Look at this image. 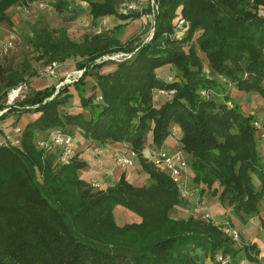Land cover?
I'll use <instances>...</instances> for the list:
<instances>
[{"label":"trees","instance_id":"trees-1","mask_svg":"<svg viewBox=\"0 0 264 264\" xmlns=\"http://www.w3.org/2000/svg\"><path fill=\"white\" fill-rule=\"evenodd\" d=\"M31 1L0 0V24L12 29L7 9ZM84 1L93 23L103 16L125 20L151 14L145 24L153 26V35L148 41L134 44L129 39L121 45L100 31L85 35L82 51L63 29L31 30L29 45L48 61L66 50L82 51L85 61L79 67L84 72L73 85L30 90L0 117L12 113L18 120L24 113L36 114L23 126L19 147L0 146V264H205L206 258L213 264L217 254L228 257L230 264H250L237 258L217 226L198 215L182 220L170 216L184 200L170 177L156 170L142 151L146 144L160 148L176 127L180 149L191 158L190 184L199 199L217 195L235 215L260 213L264 156L257 145L259 134L254 116L244 114L229 93L234 88L264 99V15L250 8L264 7V0H153L155 8L147 4L143 12L132 14L119 12L116 0ZM69 4L58 0L53 5L62 11L70 9ZM178 17L186 21V33L171 38ZM196 33L213 75L205 72L193 44L182 50ZM112 53L128 57L101 72L104 62L95 60ZM165 65L176 70L175 80L157 76L155 70ZM23 81L24 74L0 62V100ZM70 85L80 112L69 110ZM156 89L175 92L154 103ZM53 129L71 135L77 130L93 146L127 144L150 182L135 186L122 174L115 185L92 189L77 175L84 162L74 156L70 164L55 166L56 152L37 147L36 141ZM115 206L135 213L140 222L117 224ZM246 259L252 260L248 255Z\"/></svg>","mask_w":264,"mask_h":264},{"label":"rangeland","instance_id":"rangeland-1","mask_svg":"<svg viewBox=\"0 0 264 264\" xmlns=\"http://www.w3.org/2000/svg\"><path fill=\"white\" fill-rule=\"evenodd\" d=\"M54 2V1H52ZM252 0H251V4H252ZM44 3H46L47 5L45 7H38V3H34V4H30L28 5L27 3L24 4V6L20 8H18L17 10H15V12H17V15H15V13L10 14L11 16V20L13 22V28L12 29H8L6 27V25L4 23H2V27L6 30L4 31V33L6 34V41H9L11 43L10 47L7 49L6 52H1L0 54V62H2L3 64H7L10 63L12 65V67L14 69H16L19 73L21 72L22 74H24V81L25 83H23V85L26 86V89H24V93L22 94V99L23 100L25 98V96L29 93L30 90H32L33 88H31L30 83L35 80L36 82V87L38 89H42V87L44 86V82L45 79L50 78V85L55 86L56 84H58L62 78H63V73L64 72H70V71H75L78 70L80 67L79 65L85 61V57L84 54L82 53L83 51V43H84V37L85 35L88 34H92L95 33V30H97L98 28H100L101 32H105L104 35L109 37V38H114V41L117 42V44H121V45H125L128 43L129 39H131L134 44L140 42V41H148L149 39L152 38L153 35V26L149 24H145L146 19H151V14L148 15V17L146 16V14H142L140 17L138 18H134V19H130L127 18L125 20H120L115 16H103V18L101 19V21L97 23H93L91 20V16L87 10V6H86V2L84 0H70V4H69V8L70 9H64L62 11H58L57 9H55L54 7V3L52 4L51 2L47 3L44 1ZM133 4L135 7L133 9H129L128 5ZM147 4H151L154 8L155 5L153 3V0H116V9L123 13V14H132L133 12L137 11H144L145 7ZM250 4V3H249ZM247 4L248 7H250V5ZM251 9L255 10L258 8H263L264 7L262 5H254L252 7H250ZM178 12V10H177ZM177 21V19H176ZM176 21L173 20V23L176 24ZM125 25L122 28H117L116 26L118 24H124ZM187 25V23H186ZM46 27L49 30H53V31H57L58 29H63L64 32L66 33L67 37L71 40L74 41L76 43H80L81 47H82V51L81 52H76V51H63L62 54L63 56H55L52 58V60L50 61H56L59 64V67L57 69V73L55 77L52 76H42L41 75V71L43 69V67L50 61H48V59L42 54L41 50H36V49H32V47L29 45V41L28 38L31 34V30H33L35 27ZM187 27L185 26L184 29L179 30L176 27L173 30L172 35L170 36L171 38H181L185 35V31H186ZM100 32V33H101ZM57 34H55L56 37ZM197 33L195 34V36L192 38V40L188 43H184L182 45V50L183 51H187L188 46L190 44H193L196 49H197V54L198 56L201 58V62H202V66L205 70V72H207V74L209 75H213V72L210 71V68L208 67V61L205 57V54L198 48L197 43H196V38ZM3 37V36H2ZM158 40H162L161 37L158 38ZM116 53H112L110 55H103L102 58L100 59H96L95 63H101L104 62V64L102 65V67L99 69L101 72H108L109 70H112L115 67V63L117 61V58H110V56H115ZM161 68V67H160ZM83 69L84 72V68H80ZM159 68H157L155 70L156 74H157V70ZM82 74L79 76V78L83 75ZM158 75H162L165 76V79L167 80H175L176 78V70L169 66V65H165L163 66V69L158 71ZM161 76V77H162ZM78 78V79H79ZM89 82L92 80L91 77L89 75H87L85 77ZM77 79V80H78ZM28 80V81H27ZM91 83V82H90ZM73 85V83H72ZM71 86V85H70ZM230 85H228L227 88H229ZM90 84L87 85L86 87V91L90 92L91 88H90ZM71 91H73L75 93V89L74 87H70ZM174 90V89H173ZM233 90H235L233 88ZM206 91V90H203ZM227 91V90H226ZM175 92V90H174ZM173 92V94H174ZM228 93L230 92V89H228L227 91ZM232 100L235 101L237 104L240 105V102H243L242 104V108H244L246 111H250L248 113H244L246 115H253L254 121H259L261 119L262 113L264 111V99L255 92H249L247 95V98L243 101L242 98H240V94H237L236 91L234 92H230L229 93ZM160 95V94H158ZM161 100H164L166 97H169L171 95H165V94H161ZM157 96H155L153 98L154 103L157 102ZM7 98L1 99L0 102H6ZM21 100L17 101L15 104V107L18 106V102H20ZM72 102V101H71ZM26 113H24L23 115H25ZM30 112H27V114L25 115V117L27 116V118L29 117ZM12 115V113H10L7 116ZM20 125H25L24 120L22 119L20 121ZM257 130V129H256ZM261 133V130H257L256 131V136L258 135L257 133ZM262 134V133H261ZM260 134V136H261ZM171 136V135H170ZM262 138L257 137V145L260 148V152L261 154L264 156V144H262L261 141ZM264 139V138H263ZM171 141H168V143L165 144V147L163 146V151L164 152H168L167 147L169 145ZM164 144V143H163ZM128 150L130 149L129 147ZM103 147L100 148V150L98 152L103 151V154L108 153L106 150H102ZM180 149V146L179 148ZM177 149V150H178ZM101 154V153H99ZM187 158L188 164L190 166V156H186ZM132 161H134L135 164L138 163V158H134V157H130ZM96 163V161H95ZM91 165V162L89 163ZM103 164H106V162L104 161ZM156 169V168H155ZM158 170V169H156ZM84 172L86 173L85 175H83V180H87L89 179V175L87 174V172L84 170ZM187 172H190V167L187 169ZM166 173V172H165ZM125 175V174H124ZM190 178H192L191 174ZM111 176V175H110ZM145 176H147L145 174V172H138L137 175H133V177H138V179L140 181H138L137 183H142L143 179L145 180ZM112 177V176H111ZM121 176L116 177H112L114 178V180H109L108 183H103L101 185V183L99 184L98 190H104L107 187L113 186L117 183V181L119 180ZM126 181L130 184H133L134 182V178H130L127 179L126 175L124 176ZM188 177V176H187ZM142 178V179H141ZM190 178H186V180L190 183ZM95 179H98L97 177ZM253 182L255 184V186L257 188H260V181L256 178V176H253ZM134 185V184H133ZM135 186H142V185H135ZM198 193L195 192V194L193 196H191L189 199L184 200V204L183 205H179L176 206L174 209H172L169 214L173 219L176 220H182V219H187L189 216L191 215H198L201 219V221L206 222V223H211L215 226H217V228L219 229V231L221 232L222 236L225 238L226 242L228 243V245L233 249L236 250L235 252H237V258L239 260H243L244 254H247L254 262H258L257 260V256H258V251L255 250V248H250L249 245H247L246 243L244 244V240L242 239L241 231H244L248 234L255 232L258 230V226H260V224L258 223V218L255 217L256 215L250 217L246 222L243 223H238V227L234 224L233 221H231L230 219H228V217H225L222 221H218V218L216 217H212L214 221H210V220H206L202 217V215L197 211L198 208L202 207V203L203 200H200L198 197ZM212 196V195H211ZM215 196V195H214ZM203 198V197H202ZM218 199V198H217ZM222 207L224 208L225 214L228 215L230 212L227 211V209L229 210V208H227V204L225 203H221ZM118 207L119 210H122L126 213L130 212L127 209H125L124 207L121 206H115ZM114 207V209H115ZM180 208V209H179ZM260 211L262 218L264 217V194H263V198L260 201ZM114 209H113V215L115 218V221L117 222V224L119 225H123L125 224L126 220L121 218V212L120 211H115L114 214ZM216 210H213V215L217 216L216 214ZM194 215V216H195ZM234 213L232 212L230 214L231 219H234ZM240 215V214H238ZM242 215V214H241ZM260 215V216H261ZM217 220V221H216ZM228 222L229 225L235 227L238 229L239 233H240V238L237 241L232 240L228 235H226L223 231H222V222ZM262 233V232H261ZM262 236L264 237V229H263V234ZM138 243V242H137ZM256 252V253H255ZM254 254V256H252V254ZM228 258V257H227ZM215 260V258L213 259V261ZM206 262L209 263V260L206 258L205 259ZM264 262L261 261V263ZM260 263V264H261Z\"/></svg>","mask_w":264,"mask_h":264},{"label":"built area","instance_id":"built-area-1","mask_svg":"<svg viewBox=\"0 0 264 264\" xmlns=\"http://www.w3.org/2000/svg\"><path fill=\"white\" fill-rule=\"evenodd\" d=\"M47 4L44 2H38V7H45ZM135 6L133 4L128 5L129 9H133ZM257 14L260 16L264 15V9L258 8ZM176 28L182 30L185 28L186 21L178 17L176 24ZM101 30L98 28L95 30V33H99ZM11 43L9 41H5L1 44V51L6 52L7 49L10 47ZM128 57L125 53H116L115 56H110V58H117L120 57ZM59 64L56 61L48 62L42 69L41 75L42 76H52L55 77L57 73V69ZM83 69H78L75 71L64 72L62 80L56 85V89L60 85L63 84H72L74 83L79 76L82 74ZM24 89L26 86L19 84L17 87L11 88L6 93V102H4V107L0 109V117L7 113L8 108L10 106H15L16 102L22 99V94L24 93ZM155 92L157 94H165L171 95L173 94L174 90H163V89H156ZM202 94L207 95V91H201ZM101 97L97 96L96 100H100ZM34 107V106H30ZM255 128L257 130H261V136L264 137V111L262 113L260 122L254 121L253 122ZM2 127L0 125V131ZM23 127L18 123H13L9 130L4 131L3 136L0 138V146H20L21 142V135H22ZM178 130L176 127H171V136H176ZM74 137L71 134H68L60 129H53L48 132L45 137H41L36 141V145L38 148L53 149L56 152V159H55V166H63L68 165L74 159ZM100 149L98 146H92V150L97 152ZM126 151L118 152L115 155V164L118 166L129 167L133 165V161L130 157H135L136 154L131 149H125ZM149 161L152 165L158 169L159 171L166 172V174L170 177L172 182L175 185L177 190L178 196L182 200L189 199L191 196L197 192V189L191 185L186 178H190V172H187L189 168V164L187 158L185 157L184 152L181 149L176 150L173 153L164 152L162 147L154 148L149 150ZM188 176V177H187ZM90 187L92 189H98L99 181L93 180L89 182ZM202 217L206 220L214 221L212 216L209 213H201ZM222 231L228 235L232 240L237 241L240 238V233L237 228L228 224V222H222ZM213 264H230L229 259L226 256L221 254H217ZM261 264H264L262 262Z\"/></svg>","mask_w":264,"mask_h":264},{"label":"crops","instance_id":"crops-1","mask_svg":"<svg viewBox=\"0 0 264 264\" xmlns=\"http://www.w3.org/2000/svg\"><path fill=\"white\" fill-rule=\"evenodd\" d=\"M51 2L52 4L58 0H33L29 3H27L28 5L30 4H34V3H38V2ZM54 1V2H52ZM86 6H87V10L89 11V6L87 4V2L85 3ZM22 5V7L24 6V4H19V5H12L11 7H9L7 9V12L9 14H12V13H15V15H17V12H15V10H17L18 8H20ZM103 17H101L100 19H98V21L96 22L98 24L99 21H101ZM4 31H6L3 27H2V23L0 24V54H1V44L3 42H5L7 39H6V34L4 33ZM3 36V37H2ZM163 67L159 68L157 70V76L161 79H165V76H162V75H158V71L162 70ZM110 71V70H109ZM162 76V77H161ZM50 78L48 79H45V82H44V87H47L50 85ZM30 86L31 88L33 89H38L36 87V82L35 80H33L31 83H30ZM41 89V88H40ZM70 91H71V88H70ZM235 90H231V92H234ZM73 93V96H72V99H71V107H70V111L71 112H80L81 111V108L79 107V100L77 99L76 97V94L71 91ZM237 94H240V98L243 99V101L247 98V95L248 94H245V93H239L236 91ZM161 97L162 95H158L157 94V102H160L161 101ZM241 104V110L243 113H248L250 111H246L244 108H242V104L243 102H240ZM27 114V113H26ZM25 114V115H26ZM25 115H21L20 118L18 120H16V117L12 114L10 116H7L5 119L3 120H0V125L2 127V130L0 131V138L3 136L4 134V131L6 130H9L10 127L12 126L11 124L13 123H18L20 124V121L23 119L24 122L26 123L27 121L29 120H32L34 119L35 115L34 113H30L29 117L27 118V116L25 117ZM22 127L24 125H21ZM258 136L261 139L260 142H262V144H264V139L262 136H260L261 133L258 132ZM73 137H74V155H75V158L78 160V161H81V162H84L85 165L81 168H79L77 170V175L79 178H83V175H85L86 173L84 172V170L87 172V174L89 175V179H87L86 181L87 182H91L93 180H97L99 181V183H101V185L103 183H108L109 180H114V178L112 177H118V176H121L122 174H125L127 179H130V178H134V182L133 184L134 185H144V184H148L150 182V178H149V175L142 170L141 168V164L138 163L135 164L134 161H133V165L132 166H129V167H123V166H118L115 164V155L118 153V152H121V151H126V147H129L127 144L125 143H121V142H113V143H108L106 146L103 147L102 150H106L108 153L106 154H103V151L101 152H94L92 150V146H93V143L84 139L80 133H78L77 130H75L73 132ZM177 137H178V133H177ZM177 138L174 136H168L166 138V140L164 141V144L163 146L165 147V144L168 143V141H171L169 143L167 147V153H173L175 152L178 148H179V142L176 140ZM163 146H161L163 148ZM101 148V147H100ZM151 149V146H149L148 144L145 145L142 153H143V156L148 158L149 157V150ZM101 153V154H99ZM137 156H135L134 158H136ZM96 161V163H95ZM106 162V164H103V162ZM91 162V165L89 164ZM138 172H145V174L147 176H145V180L143 179V182L142 183H137L138 181H140L138 179V177H133V175H137ZM112 177H111V176ZM98 178V179H95V178ZM142 179V178H141ZM213 187H217V184H214ZM199 197V196H198ZM218 196L215 195V196H211V195H208V194H205L202 198L203 200V205L202 207L198 208L197 211L198 214L200 213H209L212 217H217L218 218V221H222L225 217H228V219H230L231 221L234 222V224L237 226V228L239 229L238 227V223H243V222H246L250 217L252 216H244V215H234V219L232 220L231 217H230V214H231V211H229L227 209V211H229L230 213L228 215L225 214V211H224V208L222 207L221 203L219 202V200L217 199ZM180 209V208H179ZM120 211L121 213V218L125 219L126 222L125 223H131V222H140L141 218L139 216H137L135 213L133 212H124L122 210H119L118 207H115L114 209V214H115V211ZM213 210H216V214L217 216L213 215ZM195 215V214H194ZM261 215V212L256 215L255 217L258 218V223L260 224V228H258L257 231L255 232H252L250 234L247 235L246 232L244 231H241L240 229V233H241V236H242V239L244 240V244L246 243L247 245L249 244H254L255 246V249L258 251V256H257V260L258 262H254V261H249L247 260V255L244 254V257H243V260L241 259V262L242 263H250V264H260L261 261L264 260V237L262 236L263 234V229H264V219L260 216ZM115 218H116V215H115ZM223 218V219H222ZM222 219V220H221ZM217 221V220H216ZM262 232V233H261ZM252 254V253H251ZM252 256H254V254H252ZM249 261V262H248ZM210 263V262H209ZM205 264H208V262H205Z\"/></svg>","mask_w":264,"mask_h":264}]
</instances>
